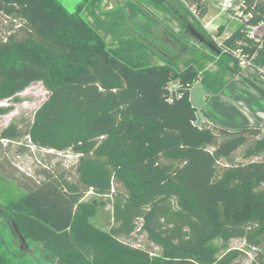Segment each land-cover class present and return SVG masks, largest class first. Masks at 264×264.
Returning a JSON list of instances; mask_svg holds the SVG:
<instances>
[{
    "label": "trees",
    "instance_id": "16d2710c",
    "mask_svg": "<svg viewBox=\"0 0 264 264\" xmlns=\"http://www.w3.org/2000/svg\"><path fill=\"white\" fill-rule=\"evenodd\" d=\"M85 1L69 12L58 0H0L9 24L0 37V101L36 81L48 92L30 116L0 130V178L22 191L0 204L11 244L15 224L49 264H242L245 251L228 246L240 238L258 251L251 264H264V135L254 125H196L190 101L196 81L216 93L226 70L244 78L234 51L264 76V39L232 32L221 44L231 64L202 73L190 63L195 53L180 67L178 53L162 50L158 41L179 43L159 37L155 19L130 18L136 41L125 44L117 32L122 45L108 46L107 23L91 9L92 21L84 19ZM181 1L197 9L204 0ZM244 3V24L264 23V0ZM175 18L221 54L184 15ZM11 109L0 105V115ZM66 151L77 157L75 179L51 168L53 154ZM18 154L32 157L31 167L18 166ZM90 190L111 198L106 231L90 221L99 209L96 199L83 200ZM136 233L158 252L129 243ZM18 249L0 231V264H27Z\"/></svg>",
    "mask_w": 264,
    "mask_h": 264
},
{
    "label": "rangeland",
    "instance_id": "374dc122",
    "mask_svg": "<svg viewBox=\"0 0 264 264\" xmlns=\"http://www.w3.org/2000/svg\"><path fill=\"white\" fill-rule=\"evenodd\" d=\"M58 1L69 12H74L76 5L82 0ZM230 1L232 7L228 9L223 8V0H204L199 8L193 9L186 7L181 0H86L81 13L84 19L92 21L93 17L89 16V9H91L94 11V15H98L104 23H107L106 31L108 35L105 41L110 47L121 46V41L125 44H127L126 41H136L137 35L134 34L130 18L138 19L141 22L146 18L155 19L158 21L157 31L159 30L164 34L158 33V36L166 39L170 36L171 39L177 40V43H179L177 47L171 49L164 41H158L162 50L168 51L171 56L178 53V65L180 67L189 64L186 59L195 53L197 60L190 63L191 65H196L197 70L203 73L215 71L225 63L231 64V60H224L222 54L226 49L221 44L232 32L240 30L258 43H261L264 39V24H260L257 27L246 26L243 19L240 18L234 9L238 0ZM131 5L133 6L132 9ZM177 12L184 15L186 20L212 40L218 49L221 50V54L219 56L214 55L206 46L194 39L188 30L182 28L181 23L175 18ZM132 13L135 17H133ZM115 20L124 22L122 29L117 26ZM8 25L4 17L0 16V37L6 34ZM182 30H185L186 39L177 37L179 31L181 33ZM117 32L121 41L114 37ZM179 45H182L181 47L185 49L180 51ZM233 56L238 59V65L244 72V78L238 75L231 77L228 70H226L224 78L228 79V83L216 93L208 92L200 81H196L190 88V101L196 108L195 124L200 125L203 121H206L211 127L216 124L228 128L254 125L260 129V136H262L264 135V96L257 88L264 91V76L251 68L250 65L239 63L240 58L246 62L248 60L238 51H234ZM161 59V56L157 54L153 61L162 63ZM47 96L48 92L43 84L36 81L19 92L16 98L11 97L0 101V105H12V109L9 112L0 115V130L11 121L30 116ZM8 153L11 154V150ZM14 161L18 166L27 170L31 167L33 158L25 154H18V156L15 155ZM76 161V155L66 151L54 153L50 164H52L51 168H61L66 172L67 177L75 179ZM56 163H58V166ZM21 192L20 189L16 188L15 180L4 181L0 178L1 205H4L6 201L16 197ZM94 199L98 201L99 209L90 221L96 229L106 231L112 222L111 198L108 195L95 194L92 190L83 198L85 201ZM0 231L8 246L12 250L18 251L20 240L15 237L17 244H11L13 237L9 236V227L7 225L5 227L0 226ZM127 241L133 245L143 246L158 252V247L147 243L144 234L136 233ZM215 242L220 245L219 240ZM33 243L38 244L37 242ZM228 246L245 251L246 257L242 259V264H251V261L257 257L258 251L247 247L240 238L231 239ZM21 250L27 264H49L38 253L32 252L33 250L29 251L23 245Z\"/></svg>",
    "mask_w": 264,
    "mask_h": 264
},
{
    "label": "built area",
    "instance_id": "2783aa9c",
    "mask_svg": "<svg viewBox=\"0 0 264 264\" xmlns=\"http://www.w3.org/2000/svg\"><path fill=\"white\" fill-rule=\"evenodd\" d=\"M222 6H223V8L228 9V8L232 7V3H231L230 0H223ZM244 7H245L244 0H238V2L236 3V5L234 6L235 12L238 13V15L240 16L241 19H243V22L250 15V14H245L243 12V8ZM260 24H264V23H259L257 25L252 26V27H257ZM239 63H246L247 65H250L249 63H247L246 61H244V59H240L239 60Z\"/></svg>",
    "mask_w": 264,
    "mask_h": 264
},
{
    "label": "water",
    "instance_id": "95a60500",
    "mask_svg": "<svg viewBox=\"0 0 264 264\" xmlns=\"http://www.w3.org/2000/svg\"><path fill=\"white\" fill-rule=\"evenodd\" d=\"M190 32H191V35L193 36L194 39H197V41L199 43H201L203 40L202 36L191 26H188ZM13 229L14 231L16 232V235L18 237V239L20 240V249L22 247V245L25 247V248H29L25 238L22 236V234L18 231L17 229V226L15 224H13Z\"/></svg>",
    "mask_w": 264,
    "mask_h": 264
},
{
    "label": "flooded vegetation",
    "instance_id": "af4514ba",
    "mask_svg": "<svg viewBox=\"0 0 264 264\" xmlns=\"http://www.w3.org/2000/svg\"><path fill=\"white\" fill-rule=\"evenodd\" d=\"M15 237H17V236H15ZM15 243H16V241H15ZM17 244V243H16ZM18 246L20 247V241H19V244H18ZM27 249V248H26ZM30 251H32V250H30Z\"/></svg>",
    "mask_w": 264,
    "mask_h": 264
}]
</instances>
